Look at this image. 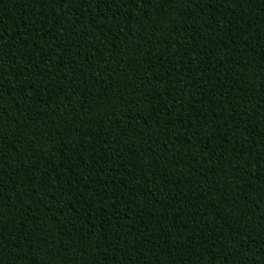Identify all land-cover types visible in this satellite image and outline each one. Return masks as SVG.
Wrapping results in <instances>:
<instances>
[{
  "label": "trees",
  "instance_id": "16d2710c",
  "mask_svg": "<svg viewBox=\"0 0 264 264\" xmlns=\"http://www.w3.org/2000/svg\"><path fill=\"white\" fill-rule=\"evenodd\" d=\"M0 264H264V0H0Z\"/></svg>",
  "mask_w": 264,
  "mask_h": 264
}]
</instances>
